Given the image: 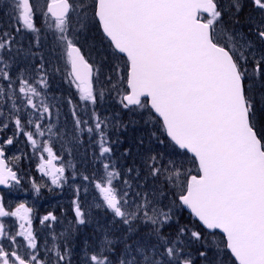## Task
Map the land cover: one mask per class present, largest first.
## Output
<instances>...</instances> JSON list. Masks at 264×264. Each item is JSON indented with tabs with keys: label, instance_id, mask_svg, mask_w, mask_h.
<instances>
[{
	"label": "snow or ice",
	"instance_id": "1",
	"mask_svg": "<svg viewBox=\"0 0 264 264\" xmlns=\"http://www.w3.org/2000/svg\"><path fill=\"white\" fill-rule=\"evenodd\" d=\"M0 15V185L73 190L59 232L53 211L37 229L0 198V264H264V0H6ZM128 123L148 143L117 157Z\"/></svg>",
	"mask_w": 264,
	"mask_h": 264
},
{
	"label": "rangeland",
	"instance_id": "2",
	"mask_svg": "<svg viewBox=\"0 0 264 264\" xmlns=\"http://www.w3.org/2000/svg\"><path fill=\"white\" fill-rule=\"evenodd\" d=\"M6 0H0V7H3ZM7 11V9H5ZM8 17L4 15H0V21H3L4 23H7ZM40 21L37 20V24L39 25ZM18 39L22 40L23 46L27 48L29 46V43L31 40L34 39V37L31 34L22 33ZM90 47V43L86 45V48ZM99 48V45H97V49ZM93 59L99 58V53L97 51H93L91 54ZM51 87V95H55L57 97H67L70 93V90L68 88V85L63 82V80L56 76L54 79L51 80L50 83ZM118 110L117 105L115 102L111 99L106 100L103 104V107L101 108V112L103 114H111ZM64 115H69L70 120V114L68 113L67 105L64 106L62 110L61 120L64 119ZM123 119L125 121H129L130 119H135L133 117H129L128 115H124ZM123 133L121 139L124 140L126 143H129L131 146V149H134L135 151H138L137 149V143L138 138L141 136H145V144L148 143V128L141 123H128L126 128H122L118 134H113L114 139L118 135L120 138V135ZM153 148L156 150H160L161 146L153 144ZM78 162V161H77ZM23 171L28 172L30 175L35 176L37 181L40 180V173L36 172L35 170V163H29L28 160H24L23 162ZM81 196L84 198L83 190L81 191ZM0 198H2L3 203L7 205H11L12 208H15L16 205L20 202H24L27 207L33 208V221H34V228H39V222L36 219L38 216H43L48 211H51L50 209H53L56 205H64V207H69V213L71 212V200L73 198V190L65 186L63 190L56 189L55 191H49L47 188L43 189L40 194H36L33 192V190L30 187V184L27 182V179H25V183L22 187L18 188H12L11 190H3V188H0ZM87 201L89 203L92 202V194L91 192L86 197ZM47 204L49 207H41L42 205ZM36 205V206H35ZM35 206V207H34ZM46 209V210H44ZM44 210V211H40ZM55 215L60 214V218L64 220V224L58 225L56 228V231L59 232L62 230L63 227L67 226V222L71 220L70 216L68 217L66 214V211H55ZM73 215V214H72ZM93 216L95 218V221H98L100 223H105V217L103 216L102 212H99L95 209H93ZM9 222H12L16 228H18V224H15V218H5ZM95 222L92 225H86L81 226L80 231L78 233L74 234V240L76 244L78 241L81 243L84 239L90 238L93 232V228L95 227ZM78 252L79 248H75L73 250L74 252ZM75 264V261H74Z\"/></svg>",
	"mask_w": 264,
	"mask_h": 264
},
{
	"label": "flooded vegetation",
	"instance_id": "3",
	"mask_svg": "<svg viewBox=\"0 0 264 264\" xmlns=\"http://www.w3.org/2000/svg\"><path fill=\"white\" fill-rule=\"evenodd\" d=\"M3 190H11V189H3ZM35 206H36V205H35ZM35 206H34V207H35ZM41 207H49V206H48L47 204H44V205H42ZM68 208H69V207H64V205H63V206H62V205H56V206H54L53 209H50V210L53 211V212H55V211L57 212V211H60V210H61V211H66V212H67L66 215H67L68 217L70 216V218H72V213H71V212L69 213ZM44 210H46V209H44ZM44 210H40V211H44ZM57 216L60 217V214H57ZM74 249H75V248H74ZM75 252H76V251H75ZM75 252H74V255L76 254Z\"/></svg>",
	"mask_w": 264,
	"mask_h": 264
},
{
	"label": "trees",
	"instance_id": "4",
	"mask_svg": "<svg viewBox=\"0 0 264 264\" xmlns=\"http://www.w3.org/2000/svg\"><path fill=\"white\" fill-rule=\"evenodd\" d=\"M117 108H118V106H117ZM114 135H115V134H114ZM114 135H113V139H114ZM122 135H123V133L120 135V139H121ZM143 138H145V136H143ZM122 141H123V144L119 145V146H118V149H117V151H116V156H117V157L120 156V153L123 152V150H124L125 148H129L133 154H135V153L137 152V151H135L134 149H131V146L129 145V143H126L124 140H122ZM77 244H80V242L78 241ZM76 249H77V248H76ZM75 253H76V252H75Z\"/></svg>",
	"mask_w": 264,
	"mask_h": 264
},
{
	"label": "water",
	"instance_id": "5",
	"mask_svg": "<svg viewBox=\"0 0 264 264\" xmlns=\"http://www.w3.org/2000/svg\"><path fill=\"white\" fill-rule=\"evenodd\" d=\"M0 188L6 189V188H4V186H2V185H0Z\"/></svg>",
	"mask_w": 264,
	"mask_h": 264
}]
</instances>
